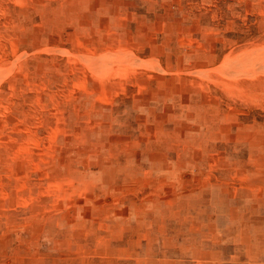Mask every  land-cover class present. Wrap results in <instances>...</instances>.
I'll return each mask as SVG.
<instances>
[{
	"label": "rangeland",
	"instance_id": "1",
	"mask_svg": "<svg viewBox=\"0 0 264 264\" xmlns=\"http://www.w3.org/2000/svg\"><path fill=\"white\" fill-rule=\"evenodd\" d=\"M0 264H264V0H0Z\"/></svg>",
	"mask_w": 264,
	"mask_h": 264
}]
</instances>
